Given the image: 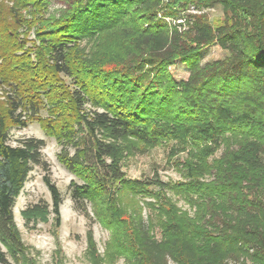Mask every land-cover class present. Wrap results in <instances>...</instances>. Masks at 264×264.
<instances>
[{"label":"trees","instance_id":"trees-1","mask_svg":"<svg viewBox=\"0 0 264 264\" xmlns=\"http://www.w3.org/2000/svg\"><path fill=\"white\" fill-rule=\"evenodd\" d=\"M58 1L66 4L61 14L46 16L51 0H0V242L6 252L16 259L25 249L14 200L34 165L47 169L44 140L26 137L13 146L11 128L35 121L56 139L59 161L84 178L70 183L82 208L92 192L113 194L122 181L137 188L160 183L124 179L103 129L150 145L172 135L207 140V156L223 132L245 127L262 138H244L227 158L220 183L210 188L207 219L189 230L168 223L161 239L138 220L129 251L133 264H264V0ZM190 4H219L225 18L216 26L203 17L185 20L180 11ZM180 18L186 23L172 22ZM90 40L101 50L87 59L78 47ZM212 44L228 55L201 65L198 52ZM177 59L189 68L185 80L169 72ZM88 101L103 110L85 114ZM78 126L83 135L77 140ZM43 180L59 226L60 193L48 176ZM47 207L35 204L23 216L42 218ZM114 257L108 251L107 258ZM0 263H7L1 250Z\"/></svg>","mask_w":264,"mask_h":264},{"label":"rangeland","instance_id":"rangeland-1","mask_svg":"<svg viewBox=\"0 0 264 264\" xmlns=\"http://www.w3.org/2000/svg\"><path fill=\"white\" fill-rule=\"evenodd\" d=\"M190 6L192 4L188 8ZM65 7L63 1L51 0L45 15L59 16ZM196 7V12L185 9L180 11V15L185 20L203 17L212 26L222 23L225 18L219 4H198ZM188 28L189 25H186L183 30ZM94 41L79 44L78 48L82 49L87 59L100 53L101 48L99 50L100 46H93ZM227 55L226 50L212 44L202 47L198 52V61L202 65L205 62L221 60ZM168 69L176 81L185 80L189 74L186 62L179 59ZM93 109L103 110L89 101L83 106L85 114ZM41 114L46 115L45 111ZM248 131L250 128L242 127L223 132L219 146L211 154L204 156L203 148L212 146L207 140L172 135L150 145L130 136L116 138L108 129H103L100 136L105 141L114 143V157L124 179H158L160 183L137 188L123 184L122 181L116 184L113 194L97 195V191L92 192V200H83L81 208L72 199L70 183L81 184L84 178L69 171L59 161L58 153L62 146L56 139L47 136L35 121L25 127L11 128L8 143L13 146L26 137L44 140L40 151L47 169L34 165L14 200L13 219L25 249L14 259L0 242V250L5 252L7 259V263L0 264H95L89 239L94 245L95 253L102 258L99 264H133L128 242L138 220L145 222L152 236L161 239L167 235L165 228L168 223L175 222L189 230L207 219L205 205L212 198L210 188L220 183V172L227 158L244 138H255L259 141L262 138L261 136L258 139ZM82 135L83 130L78 126L75 139H80ZM66 151L72 154L73 147H67ZM108 160L110 157H107ZM44 176L49 177L61 196L59 226L54 225V215L50 212L51 194L43 180ZM261 191L264 193V187ZM253 194L262 198L255 188ZM41 203L48 206L46 215L26 220L23 211ZM110 250L115 251L113 259L107 258Z\"/></svg>","mask_w":264,"mask_h":264},{"label":"built area","instance_id":"built-area-1","mask_svg":"<svg viewBox=\"0 0 264 264\" xmlns=\"http://www.w3.org/2000/svg\"><path fill=\"white\" fill-rule=\"evenodd\" d=\"M187 10L191 11V12H196L198 9L196 6L192 5L190 6L189 8H187ZM167 22H171V19L169 17H165L164 18ZM184 18H180V19H177L176 21H172L173 23L177 22V23H184Z\"/></svg>","mask_w":264,"mask_h":264}]
</instances>
